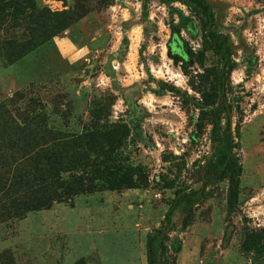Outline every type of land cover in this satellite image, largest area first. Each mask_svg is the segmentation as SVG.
I'll return each mask as SVG.
<instances>
[{"label": "rangeland", "instance_id": "obj_1", "mask_svg": "<svg viewBox=\"0 0 264 264\" xmlns=\"http://www.w3.org/2000/svg\"><path fill=\"white\" fill-rule=\"evenodd\" d=\"M206 1L232 48L225 75L209 50L188 56L207 49L208 29L189 0L0 5V264H147L170 208L166 264H251L240 244L264 227V0ZM214 117L241 165L232 214L212 175ZM108 144L143 181L28 207ZM39 149L58 168L34 166ZM189 192L191 213L177 201Z\"/></svg>", "mask_w": 264, "mask_h": 264}, {"label": "trees", "instance_id": "obj_2", "mask_svg": "<svg viewBox=\"0 0 264 264\" xmlns=\"http://www.w3.org/2000/svg\"><path fill=\"white\" fill-rule=\"evenodd\" d=\"M178 0H160L161 3H173ZM6 0H0L3 5ZM196 11L201 14L205 20L206 44L207 49L198 51V53L188 52V56L198 63H202L206 50H209L222 64L220 74L225 75L234 68L232 61V48L228 38L218 33L215 29V18L211 5L206 0H189ZM6 11H3V14ZM2 13V12H1ZM199 54V58L196 56ZM209 105V104H208ZM212 133L215 142V155L211 164L213 179L218 182L226 180L228 189L226 193V212L232 214L238 206V194L241 175V165L239 164L234 150L236 142L232 137L230 130H222L220 121L214 117L212 122ZM111 143V142H110ZM81 170L77 175H71L63 180L59 185L60 192L50 196H40L35 198L29 208L50 207L53 202L70 204L72 197L78 194L93 193L102 190H120L135 187L136 183L143 181L140 169H135L128 164L126 159L113 145H107L106 151L101 158H83ZM46 161L51 167L58 166L61 163L60 156L52 154L50 157L43 154L42 149L36 150L33 157L34 166L43 165ZM45 165V164H44ZM41 176L37 178L39 184L42 183ZM177 201L183 203L186 210L193 208L197 203L195 192H189L178 196ZM171 208L166 213L164 222L155 234L149 236L146 242V260L147 264H166V247L163 242L165 237V225L171 224ZM191 215L187 214L182 222V228L190 224ZM240 250L247 255L251 264H264V227L249 228L243 231ZM174 264V261L172 262Z\"/></svg>", "mask_w": 264, "mask_h": 264}]
</instances>
